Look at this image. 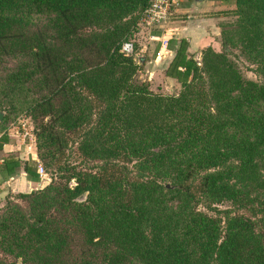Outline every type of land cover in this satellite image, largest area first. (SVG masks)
Masks as SVG:
<instances>
[{"label": "trees", "instance_id": "16d2710c", "mask_svg": "<svg viewBox=\"0 0 264 264\" xmlns=\"http://www.w3.org/2000/svg\"><path fill=\"white\" fill-rule=\"evenodd\" d=\"M149 4L0 0V77L35 97L37 156L7 155L0 172L39 181L55 167L20 202L0 199V264H264V0L217 12L234 21L199 63L170 39L180 89L166 95L120 51Z\"/></svg>", "mask_w": 264, "mask_h": 264}, {"label": "rangeland", "instance_id": "374dc122", "mask_svg": "<svg viewBox=\"0 0 264 264\" xmlns=\"http://www.w3.org/2000/svg\"><path fill=\"white\" fill-rule=\"evenodd\" d=\"M192 2H195V0H178L177 4L170 10L169 16L166 19H161L160 21H153L150 24H147L146 22H143L141 17L139 23L136 25L135 29H133V32L127 37L128 40L133 42L134 45V52L133 56L138 58L137 63H139L140 70L136 74V79L138 81H143L149 84V87L151 90L157 93L162 94H175L180 89V84L171 82V80H168L165 78L164 72L162 70L156 69L154 72L150 71V63H146L147 60H150L151 52L153 51L154 46L159 44H162L163 41H167L169 43L168 38L159 40V39H150L149 36L157 33H160L162 27L161 25L166 22V20H169L173 24V21H176L178 19H187V16L189 13L183 12L181 9L185 8L187 4H191ZM192 14V12L190 13ZM183 17V18H182ZM217 24L210 23L207 24L208 27V33L211 37L216 35L217 29L220 28L221 31V24H227L234 21V18L228 17V19L223 20ZM219 34L218 40V46L213 48V50L217 52H222L223 47L221 44V35ZM168 36V35H167ZM166 36V37H167ZM147 45V46H144ZM206 49L204 47L203 49L199 51H194L193 58L195 59V54L199 52L198 62L201 60L202 51ZM228 57L229 59L236 64L237 68L240 70L241 74L253 81L259 82L261 80V77L258 73L256 64H253L251 61L246 59V56L241 53V50L238 49H232L228 51ZM141 59V61L139 60ZM2 74V73H1ZM4 75L0 77V113L2 114V119L0 121V136L7 135L9 139H12L11 144L12 150L14 151L13 155L19 157L20 159H27L31 157V151L35 152L36 155V145H35V137H34V130H33V123L29 115V109L34 103L35 97L28 92L24 86L13 84L12 82H9L7 80H4ZM75 146L76 145H70V147L73 149L71 150L72 155L70 156V160L76 163H79L80 158H78V155L75 154ZM4 156L0 152V158L2 159ZM43 172L42 176H40V184L39 188L44 187L50 182V177L55 172L54 166L47 167L46 165H42ZM18 176L16 174L12 176L6 177L7 183L5 184L7 187L6 192L4 193L3 198L1 199V205H5L6 201L9 199L18 201L17 195L20 193H26V192H14L8 189L12 182L17 178ZM70 185H75L74 179H71ZM37 188V189H39ZM35 190V189H34ZM214 207H216L217 211H207L210 215H214L215 213H218V210H225L230 208L229 202H223L221 204H216ZM13 260V258H10V261Z\"/></svg>", "mask_w": 264, "mask_h": 264}, {"label": "crops", "instance_id": "0c3cea01", "mask_svg": "<svg viewBox=\"0 0 264 264\" xmlns=\"http://www.w3.org/2000/svg\"><path fill=\"white\" fill-rule=\"evenodd\" d=\"M233 8V0H195V2L187 4L185 8L181 9L183 12L189 13L187 19L182 17L183 19L173 21V24L171 23L172 21L169 22V20H166V22L161 25L162 29L160 33H157L156 35L152 34L149 36V38L159 40L165 38H168V40L185 38L189 43L188 51L190 53L199 51L208 46L215 48L219 43L217 39L219 38L218 33H220V28L217 29L219 31L215 33L216 35L211 37L208 33L207 24L214 22L217 24V22L219 23L218 20L221 22L228 19L229 16H217L216 13ZM191 12L192 14H190ZM173 55L174 51L169 48L168 43L166 45H163V43H158V45L154 46L153 51L151 52L152 58L150 57V60H147L146 63H150V71L154 72L156 69H160L165 75V69L167 68ZM165 78L178 84L174 78L167 77L166 75ZM11 142L12 139L9 140V143L4 144L3 149L0 150L4 157L7 155H13L14 153V151L11 149L13 146ZM31 152V154L35 153L33 151ZM2 159L0 158L1 161ZM16 175L18 177L8 188L11 191L30 192L31 190L40 187L39 184L41 181H28L22 172H18ZM6 183V177L0 172V188L2 190L0 199L3 198L2 196H4V193L6 192Z\"/></svg>", "mask_w": 264, "mask_h": 264}, {"label": "built area", "instance_id": "2783aa9c", "mask_svg": "<svg viewBox=\"0 0 264 264\" xmlns=\"http://www.w3.org/2000/svg\"><path fill=\"white\" fill-rule=\"evenodd\" d=\"M178 0H150L149 7L145 10V14L142 17L143 22L147 24L153 21H160L166 19L169 16L170 10L177 4ZM163 45L167 44V41L162 42ZM120 51L125 55H132L134 52L133 42L126 40L121 44ZM32 159H37L35 154H31ZM1 162V160H0ZM43 168L38 167V173L42 176Z\"/></svg>", "mask_w": 264, "mask_h": 264}, {"label": "water", "instance_id": "95a60500", "mask_svg": "<svg viewBox=\"0 0 264 264\" xmlns=\"http://www.w3.org/2000/svg\"><path fill=\"white\" fill-rule=\"evenodd\" d=\"M198 57H199V52H197V53L195 54V60H196V62L199 61V60H198ZM1 117H2V114L0 113V119H1ZM85 195H86V193L82 194V195L79 197V199H82Z\"/></svg>", "mask_w": 264, "mask_h": 264}]
</instances>
